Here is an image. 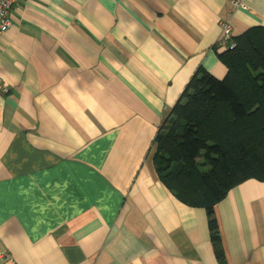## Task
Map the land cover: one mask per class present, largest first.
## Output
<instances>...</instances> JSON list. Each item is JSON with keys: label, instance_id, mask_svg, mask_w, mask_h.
Here are the masks:
<instances>
[{"label": "crops", "instance_id": "1", "mask_svg": "<svg viewBox=\"0 0 264 264\" xmlns=\"http://www.w3.org/2000/svg\"><path fill=\"white\" fill-rule=\"evenodd\" d=\"M23 0L0 36V264H264V181L205 208L160 180L161 125L200 69L223 79V22L264 0ZM2 253V257H1Z\"/></svg>", "mask_w": 264, "mask_h": 264}, {"label": "trees", "instance_id": "2", "mask_svg": "<svg viewBox=\"0 0 264 264\" xmlns=\"http://www.w3.org/2000/svg\"><path fill=\"white\" fill-rule=\"evenodd\" d=\"M221 54L227 74L200 68L161 125L153 156L162 183L207 210L215 254L224 261L215 206L248 179L264 181V26L234 36Z\"/></svg>", "mask_w": 264, "mask_h": 264}, {"label": "built area", "instance_id": "3", "mask_svg": "<svg viewBox=\"0 0 264 264\" xmlns=\"http://www.w3.org/2000/svg\"><path fill=\"white\" fill-rule=\"evenodd\" d=\"M23 0H0V36L5 34L13 25L12 10L15 5ZM233 10L249 8L247 0H231ZM233 36V28L230 22H223V36L219 44L223 45L225 49H233L235 47ZM9 80L0 72V91L8 93L10 90ZM1 253V257H2Z\"/></svg>", "mask_w": 264, "mask_h": 264}]
</instances>
